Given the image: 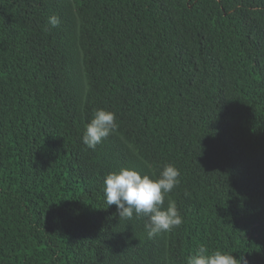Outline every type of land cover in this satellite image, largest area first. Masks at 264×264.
Instances as JSON below:
<instances>
[{
    "label": "trees",
    "instance_id": "1",
    "mask_svg": "<svg viewBox=\"0 0 264 264\" xmlns=\"http://www.w3.org/2000/svg\"><path fill=\"white\" fill-rule=\"evenodd\" d=\"M100 108L118 129L89 149ZM167 164L183 222L149 239L103 181ZM199 245L264 264V0H0V264H185Z\"/></svg>",
    "mask_w": 264,
    "mask_h": 264
},
{
    "label": "clouds",
    "instance_id": "2",
    "mask_svg": "<svg viewBox=\"0 0 264 264\" xmlns=\"http://www.w3.org/2000/svg\"><path fill=\"white\" fill-rule=\"evenodd\" d=\"M59 23V17H49L52 27H57ZM117 129L116 114L103 108L97 109L84 127L82 142L87 148L95 149ZM179 177V169L172 164L165 165L155 178L122 167L104 178L105 202L108 206H116L119 218L131 220L134 214L137 217L147 216V237L153 239L180 227L183 222L175 201L169 199L167 207H163L166 196L178 185ZM237 260L233 253L199 245L185 258V264H237Z\"/></svg>",
    "mask_w": 264,
    "mask_h": 264
}]
</instances>
